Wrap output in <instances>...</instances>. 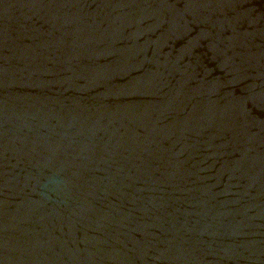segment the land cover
<instances>
[{"label": "water", "instance_id": "obj_1", "mask_svg": "<svg viewBox=\"0 0 264 264\" xmlns=\"http://www.w3.org/2000/svg\"><path fill=\"white\" fill-rule=\"evenodd\" d=\"M0 264H264V0H0Z\"/></svg>", "mask_w": 264, "mask_h": 264}]
</instances>
